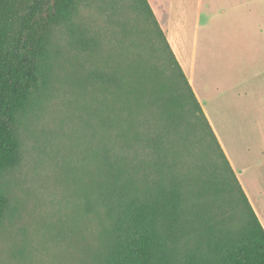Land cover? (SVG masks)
I'll list each match as a JSON object with an SVG mask.
<instances>
[{"label": "trees", "instance_id": "trees-1", "mask_svg": "<svg viewBox=\"0 0 264 264\" xmlns=\"http://www.w3.org/2000/svg\"><path fill=\"white\" fill-rule=\"evenodd\" d=\"M136 24L149 59H128ZM51 30L67 34L94 94L88 115L103 145L92 159L102 173L82 205L94 214L101 205L109 223L98 229L94 264H264V227L148 0H0V171L20 163L12 124ZM116 31L133 39L112 64L107 35ZM10 210L0 187V224Z\"/></svg>", "mask_w": 264, "mask_h": 264}, {"label": "rangeland", "instance_id": "rangeland-1", "mask_svg": "<svg viewBox=\"0 0 264 264\" xmlns=\"http://www.w3.org/2000/svg\"><path fill=\"white\" fill-rule=\"evenodd\" d=\"M151 1L154 5L160 2ZM163 1L183 4L191 25H195L197 0ZM209 1L202 0L200 35L205 30L203 16L208 12ZM261 1L264 5V0L256 3ZM219 8L213 9L209 31L213 35H224L231 41L234 33L232 24H215L227 16L219 14ZM136 25L140 27L137 49L130 48L128 59L134 61L139 55L149 59L145 47L140 45L145 43L141 26ZM242 32L246 34L243 29ZM115 34L107 35L112 37L110 47H116L113 58L111 54L107 55L112 64L119 54L117 46L130 45L133 39L132 34L127 38L117 31ZM262 36L259 31L253 42L246 43L243 39L242 45L227 44L224 39L213 41L225 51L217 59H212L215 64L211 69V81L228 86L226 92H219L216 98L220 111L215 117L227 152L254 201L256 214L264 227ZM67 40V34L51 30L48 56L40 64L27 105L19 111L12 124L19 140L21 160L18 166L0 171V187L11 204L10 215L7 212L0 224V264H94L92 255L99 245L96 241L98 229L104 231L109 227L101 205H98L97 214L82 205L85 193L88 195L92 190L90 183L102 173L101 167H97L92 159V152L103 144L98 139L101 137L94 133L88 115L90 98L94 95L91 94V85L76 69L78 56ZM102 60L98 56L94 63L103 66ZM81 64L85 73L90 61L87 62L82 55ZM118 65L128 74L123 54H120ZM97 93L102 94L103 90L97 88Z\"/></svg>", "mask_w": 264, "mask_h": 264}, {"label": "crops", "instance_id": "crops-1", "mask_svg": "<svg viewBox=\"0 0 264 264\" xmlns=\"http://www.w3.org/2000/svg\"><path fill=\"white\" fill-rule=\"evenodd\" d=\"M159 5H154L148 0L165 36L168 40L176 59L178 60L182 70L184 71L192 90L212 128L216 138L226 154L243 190L245 191L252 207L255 210L254 201L249 196L248 190L241 180L237 169L230 158L221 127L216 119L215 114L219 113L217 108L218 102L216 98L219 92H226V85L214 84L211 81L212 66L215 64L212 59H217L223 55L225 48L218 46L213 41L225 40L229 44L244 43L246 41H254L255 36L260 31L262 43H264V5L258 0H210L207 6L208 12L205 14V30L203 34H199L198 27L202 17V0H197L196 8L198 10L195 25H191L187 9L183 4L174 3L173 1L165 3L159 0ZM214 7L218 9L219 14H227L215 24L227 25L230 22L233 26L234 33L231 34V41L226 40L224 35H213L209 28L214 15ZM206 27L208 29H206ZM242 29L246 31L244 35ZM245 41H244V40ZM245 43V45H246ZM242 45V44H241ZM258 47V41H257ZM256 212V210H255ZM261 222V221H260Z\"/></svg>", "mask_w": 264, "mask_h": 264}, {"label": "bare ground", "instance_id": "bare-ground-1", "mask_svg": "<svg viewBox=\"0 0 264 264\" xmlns=\"http://www.w3.org/2000/svg\"><path fill=\"white\" fill-rule=\"evenodd\" d=\"M250 196V195H249Z\"/></svg>", "mask_w": 264, "mask_h": 264}]
</instances>
